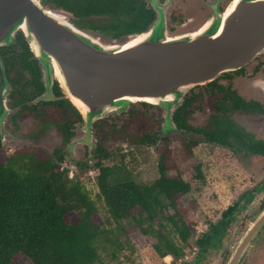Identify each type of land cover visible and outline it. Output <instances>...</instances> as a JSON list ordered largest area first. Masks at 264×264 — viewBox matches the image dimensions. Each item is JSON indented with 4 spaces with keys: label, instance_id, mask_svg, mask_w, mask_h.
Returning a JSON list of instances; mask_svg holds the SVG:
<instances>
[{
    "label": "water",
    "instance_id": "water-1",
    "mask_svg": "<svg viewBox=\"0 0 264 264\" xmlns=\"http://www.w3.org/2000/svg\"><path fill=\"white\" fill-rule=\"evenodd\" d=\"M182 1L144 0L153 13L145 29L112 38L74 25L68 13L47 9L39 0H0V47L14 44L16 34L21 33L31 59L40 65L44 90L38 100H54L51 87L55 81L61 94L57 100L67 101L85 125L139 102L163 107V131H178L172 118L187 90L235 72L264 54V0H237L225 16L233 0ZM175 6L192 8L177 26L169 24L168 18ZM167 25L174 31L168 32ZM245 89L264 97V76ZM9 94L0 57L1 144L10 141L11 117L18 110L6 106ZM263 226L264 209L227 264H237Z\"/></svg>",
    "mask_w": 264,
    "mask_h": 264
},
{
    "label": "trees",
    "instance_id": "trees-1",
    "mask_svg": "<svg viewBox=\"0 0 264 264\" xmlns=\"http://www.w3.org/2000/svg\"><path fill=\"white\" fill-rule=\"evenodd\" d=\"M39 2L47 9L68 13L71 22L78 27L97 30L112 38L141 32L153 18L144 0ZM21 62L25 64V55ZM28 70L34 80L37 72H33L32 68ZM223 77L230 78L227 74ZM216 82L205 85L207 92L221 95L214 101L206 124L198 128L187 125L190 106L196 97L190 93L184 96L182 106L173 114L176 128L234 153L264 157V142L252 138L231 119L234 113L253 116L260 112V108L255 103L239 99L230 84L224 87ZM58 94L55 87V95ZM51 105L53 111L60 115L68 113L76 119L80 118L67 101H57ZM65 123L58 128L64 133V141L71 135ZM100 123H95L96 129L100 128ZM122 133L111 127L109 132H105L104 140L121 138L132 146L152 143L146 132L140 136H125V139L120 135ZM197 142L190 140L184 144L187 154ZM93 156L97 170L94 182L97 197L109 219L114 223L133 220L140 235L154 240L151 248L156 256L163 259L167 255L173 259L182 257V248L171 240L170 233H175L180 243L185 245L191 237L190 230L183 221L175 220V213L164 215L163 211L174 209L173 198L187 194L189 184L177 176L167 177L166 166L161 158L157 164V179L149 185H140L131 180L121 162L110 167L101 164L110 157L102 146L96 145ZM61 160L59 150L52 151L50 156L18 151L0 159V264H14L12 260L19 254L30 264H104L97 250L107 230L93 221L96 215L94 202L89 199L79 181L68 179L66 169L58 165ZM195 172V177L200 179L198 167H195ZM133 209H138L137 218L132 217ZM232 210L233 207L228 206L222 212V217L229 215ZM70 212L76 214L77 221L74 224L66 219ZM155 221L156 230H153L151 226ZM166 224L171 226L172 232L166 229Z\"/></svg>",
    "mask_w": 264,
    "mask_h": 264
},
{
    "label": "rangeland",
    "instance_id": "rangeland-1",
    "mask_svg": "<svg viewBox=\"0 0 264 264\" xmlns=\"http://www.w3.org/2000/svg\"><path fill=\"white\" fill-rule=\"evenodd\" d=\"M159 1L162 3L164 0ZM186 9L173 7L168 15L169 24L177 26L185 21V17L192 11V8L186 7ZM68 18L71 20L70 15H68ZM167 28L168 32L174 31L169 25H167ZM22 38L24 39L23 36ZM12 44L13 42L10 45ZM37 65L40 70V65L38 63ZM242 68L240 76L246 79L244 81L245 89L246 84L264 76V73L259 77H256L255 74L259 73L260 69H264V54L258 55ZM221 77L218 76L214 80H217L216 84L224 87L230 84L231 90L238 94V90H241L242 87V82L238 77L232 76V79ZM245 90L253 94L250 89ZM190 93L196 97L190 106L186 123L190 127L198 128L206 124L208 116L212 113L214 101L221 95L216 92H207L205 85L191 87L185 92L184 96H188ZM7 98L6 106L10 108ZM52 99L54 100L50 101H57L58 98L52 95ZM45 113L43 118L35 115V120L28 119L24 115L19 120V127L17 128L12 123L11 118L10 141L5 140L2 144L0 143V159L3 160L5 156L18 151H33L40 156H50L54 150H67L68 157L61 160L58 165L61 169H66L68 179L75 178L80 182L89 199L96 206V215L93 216V221L97 225H103L107 230L104 239L99 241L100 245L97 250L99 259L104 264L190 263L194 257L195 240L200 238L201 234L210 225L218 221L220 213L239 200L243 194L250 191H259L256 198L230 224V234L226 239L224 238L222 246L217 249L210 263L225 264V257L232 253L237 242L258 216V205L264 198V157L234 153L228 148L208 144L190 132H186L183 137L179 131L164 132L162 128L165 113L163 107L159 105L146 107L135 103L129 104L125 110L108 113L103 118L92 122L90 126L85 125L81 120L76 121L68 113L60 115L54 112L52 107L47 108ZM134 114H137V116L134 117ZM231 119L253 138L264 140V116L259 114L247 116L234 113ZM65 120L70 122L73 133L67 144L61 140L58 131ZM100 121V128L96 129L95 123ZM111 127L119 132L120 130L123 131L120 135L124 136V139L125 136H140L146 132L153 142L132 146L128 145L126 140H120L121 138L117 140L107 138L104 140L105 132H109ZM42 128L43 130L47 129L44 134ZM190 140H197L198 142L187 154L184 144ZM95 145L102 146L110 154L108 159L101 162L103 166L110 167L121 162L131 180L136 184L149 185L157 179L159 158L166 166L165 175L167 177L177 176L189 184L190 190L187 194L177 195L173 198L174 209L167 208L163 211L164 215L175 213V220L183 221L190 230L191 237L186 240L185 245L180 243L175 233H170L171 240L182 248V257L177 259L167 257L164 260L156 256L151 248L154 240L140 235L133 220L126 219L114 223L109 219L102 202L97 197L98 192L94 183L97 175V170L94 167L96 160L90 158V156ZM120 156H123V158ZM87 158L89 161L86 160ZM79 160H85L86 166L75 168L72 162ZM195 167L199 169L200 179L195 177ZM131 214L132 217L137 218L138 209H133ZM66 219L72 224L76 223L75 212L68 213ZM155 223L156 221L151 226L153 230H156ZM166 229L172 232L169 224H166ZM257 233H261L257 239L264 236V226ZM224 254L227 255L222 256ZM12 262L14 264H30L20 254L16 255Z\"/></svg>",
    "mask_w": 264,
    "mask_h": 264
},
{
    "label": "flooded vegetation",
    "instance_id": "flooded-vegetation-1",
    "mask_svg": "<svg viewBox=\"0 0 264 264\" xmlns=\"http://www.w3.org/2000/svg\"><path fill=\"white\" fill-rule=\"evenodd\" d=\"M183 13V12H182ZM181 14V13H180ZM18 40V42H17ZM14 44L9 46L0 47V57L3 61V65L5 67V76L10 84V94L8 95V102L10 105V109L14 110L17 108V112L11 117L12 123L15 125V128L19 127V120L26 115V117L32 120H35V115L37 117L43 118L45 116V112L47 108H50L52 103L57 101H65L63 99L57 101H40L38 98L43 93V85L40 81V71L36 61L31 59L30 51L27 47L26 41L22 38L20 33H17L14 39ZM26 52V53H25ZM25 55V64H22L21 59ZM32 68L33 72H37L36 78L33 80L31 74H29V70ZM35 70H34V69ZM243 68L232 72L226 73L231 78L235 76L236 78L242 82L241 90H238L237 97L245 102H252L253 104H257L260 108L259 115L264 116V98H257L256 96L250 94L249 91L244 89V81L240 75L242 73ZM259 73H255L256 77H259L264 73V69H260ZM225 75V74H224ZM221 78H224L223 75ZM227 79V78H224ZM232 79V78H231ZM55 87H57L55 81L52 84V93L57 98L60 97V91L58 89L59 94L55 95ZM51 103V104H50ZM139 106L150 107L145 103H135ZM76 121H80V118L76 119ZM37 121V120H36ZM104 121V120H103ZM110 121V120H107ZM66 122V123H65ZM65 123V126H69L68 132L71 134L66 141L63 140L64 133L60 132V138L64 143H68L69 139L72 137V128H70V124L67 120L62 122ZM105 123V121H104ZM61 124V125H62ZM12 127V126H11ZM47 130V129H46ZM46 130H43L44 134ZM16 131V129H14ZM183 137L187 132L185 130L178 129ZM253 138V137H252ZM255 139V137H254ZM263 141V139H255ZM153 142V141H152ZM96 145L94 146L95 149ZM94 149L92 151V155L90 158L94 159ZM62 154V160L68 157L67 150H59ZM89 157V156H88ZM89 161V159H86ZM85 160H79L76 162H72L75 168H81L86 166ZM259 191H250L246 194H243L239 200L231 204L233 210L226 217H222V212L227 208H225L219 215V219L216 223L212 224L207 228L205 232H203L200 238L195 240V248H193V258L190 263L187 264H210L212 262L213 256L215 255L217 249L222 246V242L224 238L226 239L230 234L229 226L234 221L235 217L242 213L246 207L256 198V195ZM259 214L264 209V198L260 201L258 205ZM261 233H257L255 237L251 240L250 244L246 247L241 257L239 258L237 264H264V236H261L260 239H257ZM238 244V242H237ZM236 244V245H237ZM252 248L251 250H248ZM227 255V254H226ZM225 254L222 256H226ZM231 254L225 257V264H227L229 257Z\"/></svg>",
    "mask_w": 264,
    "mask_h": 264
},
{
    "label": "bare ground",
    "instance_id": "bare-ground-1",
    "mask_svg": "<svg viewBox=\"0 0 264 264\" xmlns=\"http://www.w3.org/2000/svg\"><path fill=\"white\" fill-rule=\"evenodd\" d=\"M236 1H237V0H233L232 3L228 4L227 8L225 9L224 16H225V15L231 10L233 4H234ZM56 76H57V78L59 79V76H58L57 72H56ZM72 104H73L78 110L83 111L81 105H80L78 102L72 100ZM167 257H169V256L164 257V260H166Z\"/></svg>",
    "mask_w": 264,
    "mask_h": 264
},
{
    "label": "crops",
    "instance_id": "crops-1",
    "mask_svg": "<svg viewBox=\"0 0 264 264\" xmlns=\"http://www.w3.org/2000/svg\"><path fill=\"white\" fill-rule=\"evenodd\" d=\"M168 256V255H167ZM170 257V256H169Z\"/></svg>",
    "mask_w": 264,
    "mask_h": 264
}]
</instances>
